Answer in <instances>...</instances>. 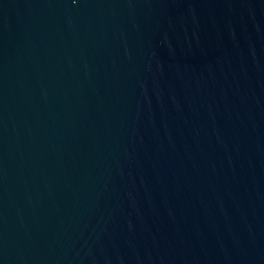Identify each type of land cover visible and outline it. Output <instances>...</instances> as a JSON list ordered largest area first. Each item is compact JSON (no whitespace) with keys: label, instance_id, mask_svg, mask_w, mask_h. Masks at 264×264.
<instances>
[{"label":"water","instance_id":"water-1","mask_svg":"<svg viewBox=\"0 0 264 264\" xmlns=\"http://www.w3.org/2000/svg\"><path fill=\"white\" fill-rule=\"evenodd\" d=\"M0 264H264V0H0Z\"/></svg>","mask_w":264,"mask_h":264}]
</instances>
